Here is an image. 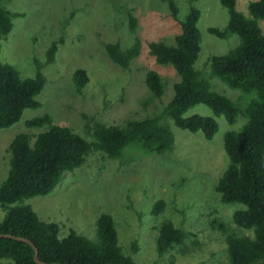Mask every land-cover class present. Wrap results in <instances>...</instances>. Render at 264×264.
I'll list each match as a JSON object with an SVG mask.
<instances>
[{
    "label": "rangeland",
    "instance_id": "1",
    "mask_svg": "<svg viewBox=\"0 0 264 264\" xmlns=\"http://www.w3.org/2000/svg\"><path fill=\"white\" fill-rule=\"evenodd\" d=\"M256 0H236L235 9L250 18L248 4ZM178 21L189 11L187 0H175ZM200 12L197 28L200 52L194 68L211 91L229 99L239 110L233 125L215 117L203 105L190 108L184 117L200 115L215 120L217 133L206 140L201 132L189 133L176 128L169 118L163 124L174 138L172 149L164 154L145 153L139 144L127 146L117 159L91 153L72 172L64 173L58 186L46 196L24 200L41 221L55 223L59 236L70 230L91 241L96 240V220L109 215L117 233L118 245L135 264H229L227 239L253 238L251 230L237 227L233 213L240 205L223 204L215 186L229 159L223 149L228 132H238L247 122L245 109L256 93L244 94L230 89L210 73L212 56L227 54L239 43L237 35L218 39L209 28L223 30L228 14L218 0H195ZM4 8L20 14L13 19V29L1 41L0 61L13 66L22 78H33L35 63L46 83L36 97L37 109H27L20 121L0 129V185L6 178L9 144L19 133L33 138L45 128L30 129L27 122L49 116L55 125L70 128L91 141L86 126L99 122L124 127L161 114L173 96L178 76L170 65L156 64L148 52L150 42L174 45L180 27L165 3L160 0H6ZM136 20L133 31L129 16ZM264 36V21L256 20ZM140 44L139 55L124 70L106 55L104 45L117 43L121 49ZM57 42L54 61L46 64L45 54ZM77 69L86 72L88 82L77 91L72 75ZM156 72L164 85L161 98H154L145 86L147 72ZM163 201L164 211L154 216L151 209ZM4 212L0 207V221ZM170 221L188 236L179 246H172L158 257L155 241L161 223ZM221 222L225 232L213 227ZM132 242L137 252L132 251ZM2 263V261H0Z\"/></svg>",
    "mask_w": 264,
    "mask_h": 264
},
{
    "label": "trees",
    "instance_id": "2",
    "mask_svg": "<svg viewBox=\"0 0 264 264\" xmlns=\"http://www.w3.org/2000/svg\"><path fill=\"white\" fill-rule=\"evenodd\" d=\"M0 0V44L13 29V19L20 14L4 8ZM165 3L171 18L180 27L174 45L150 42L148 52L156 64L170 65L178 76L172 87L173 96L160 115L140 121H129L124 127L106 126L96 122L86 126L91 141L83 139L70 128L55 125L49 116L27 122L30 129L45 128L33 140L24 133L17 134L9 144V168L0 185V207L4 216L0 221V234H10L30 241L38 251V259L46 263L60 264H135L130 255H125L118 245L117 233L112 218L101 214L96 220V240L70 230L66 237L59 236L55 223L41 221L29 205L22 202L37 196L50 194L59 184L64 173L80 167L91 153H102L109 159L119 158L124 149L139 144L145 153L164 154L174 145L169 128L163 124L169 118L174 126L189 133L201 132L211 140L218 131L213 118L200 115L184 117L196 105L207 107L215 117H223L233 125L239 110L229 99L211 91L194 65L200 52V33L197 22L200 12L187 0L189 11L183 21H178L179 9L175 0H160ZM228 14L223 30L209 28L208 33L218 39L234 34L239 38L237 46L227 54L212 56L210 73L219 78L230 89L244 94L256 93L245 109L246 124L238 132H228L223 138V149L229 163L215 186L223 204H236L242 208L233 213L234 224L251 230L253 238L227 239L229 264H264V36L256 20L264 21V0L248 4L250 18L235 9L236 0H218ZM129 16V27L133 31L136 20ZM57 42L51 43L45 54L46 64L54 61ZM107 57L126 70L139 55L138 41L128 49L117 43H106ZM33 78H22L10 64L0 61V129L18 123L27 109H37L36 97L41 93L46 79L40 72L41 64L35 63ZM72 82L79 92L88 82L86 72L77 69ZM145 86L154 98H161L164 85L160 76L149 71ZM163 201H157L151 214L164 211ZM213 227L225 232L221 222ZM188 234L165 221L158 227L155 251L163 256L172 246L181 245ZM132 251L137 252L136 242ZM0 264H36L34 251L27 243L11 239H0ZM169 264H174L171 261Z\"/></svg>",
    "mask_w": 264,
    "mask_h": 264
},
{
    "label": "water",
    "instance_id": "3",
    "mask_svg": "<svg viewBox=\"0 0 264 264\" xmlns=\"http://www.w3.org/2000/svg\"><path fill=\"white\" fill-rule=\"evenodd\" d=\"M1 238L11 239V240H15V241H22V242L27 243L29 246H31V248L34 251V261H35L36 264H60V263H46V262L40 261L38 259V251L33 246V244L30 241L26 240V239H23V238H20V237H16V236H12L10 234H0V239Z\"/></svg>",
    "mask_w": 264,
    "mask_h": 264
}]
</instances>
